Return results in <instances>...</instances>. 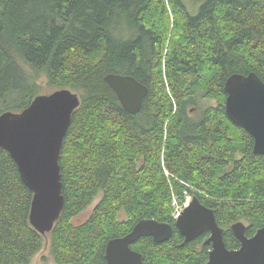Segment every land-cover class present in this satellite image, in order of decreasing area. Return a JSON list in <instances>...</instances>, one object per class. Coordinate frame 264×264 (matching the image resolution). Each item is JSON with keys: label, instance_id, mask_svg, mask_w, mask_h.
Segmentation results:
<instances>
[{"label": "trees", "instance_id": "1", "mask_svg": "<svg viewBox=\"0 0 264 264\" xmlns=\"http://www.w3.org/2000/svg\"><path fill=\"white\" fill-rule=\"evenodd\" d=\"M33 72L82 93L60 161L66 205L50 233L58 264H106L108 242L143 219L174 226L167 242L132 244L144 264H206L209 233L183 245L176 227L173 204L188 197L215 211L229 249L241 245L234 223H247L248 237L264 227V156L228 119L224 89L233 74L264 81V0H208L197 16L182 0H0V115L38 96ZM110 73L149 88L139 114L123 108ZM199 98L216 106L188 119ZM32 200L0 148V264H30L43 249Z\"/></svg>", "mask_w": 264, "mask_h": 264}, {"label": "water", "instance_id": "2", "mask_svg": "<svg viewBox=\"0 0 264 264\" xmlns=\"http://www.w3.org/2000/svg\"><path fill=\"white\" fill-rule=\"evenodd\" d=\"M104 80L128 113L141 112L149 94L146 85L132 75L116 73L106 75ZM224 89L228 119L253 137L254 152L264 156V81L254 72L233 74ZM80 106V96L65 88L36 96L20 112L0 115V148L9 152L23 183L33 193L30 223L43 236L53 231L65 209L61 154ZM176 227L184 237L183 245L209 233L207 243L212 249L206 264H264V227L248 237L245 223H234L231 230L241 245L229 249L215 211L197 196L180 212ZM173 234L171 223L143 219L127 235L108 242L106 264H144L143 254L132 249V244L143 237H152L161 244Z\"/></svg>", "mask_w": 264, "mask_h": 264}, {"label": "rangeland", "instance_id": "3", "mask_svg": "<svg viewBox=\"0 0 264 264\" xmlns=\"http://www.w3.org/2000/svg\"><path fill=\"white\" fill-rule=\"evenodd\" d=\"M207 1L208 0H182L183 4L187 7L188 12L192 16H197L201 10L202 5H204ZM31 75L33 76V78L36 82V89H37L36 95H46V94H50V93L54 92L55 90H58V89H55L51 86V84L49 82V78L45 72H40V73L33 72V73H31ZM18 77H19L18 73H16V75L13 76L14 80H16V78H18ZM72 91L77 93L79 96H82L81 92L75 91V90H72ZM17 98H19V97L16 96L12 101V103L14 105L18 103ZM211 106H216V102L210 101V100H205L202 98L197 99L195 101V103L190 104V106L187 108L188 119L195 120V119L201 118L202 112ZM18 109H20V108L11 107L10 111L16 112ZM101 198H102V194L100 193L96 197V199L93 201V203L89 206V208L86 211H84L83 213H81L80 215H78L73 220V223L76 225H80V224L86 222L89 219V217L91 216V214L94 211V209L96 208V206L98 205V203L100 202ZM189 200L191 202L192 198L188 197V201ZM173 206H174L173 215L175 217L177 215L178 211H180L183 208V206H178L175 203L173 204ZM121 216L123 219H125L126 214L122 213ZM245 224L247 225V223H245ZM30 264H58L55 260L53 252H52V237L50 234L45 236V243H44L43 249L33 258V260L31 261Z\"/></svg>", "mask_w": 264, "mask_h": 264}, {"label": "built area", "instance_id": "4", "mask_svg": "<svg viewBox=\"0 0 264 264\" xmlns=\"http://www.w3.org/2000/svg\"><path fill=\"white\" fill-rule=\"evenodd\" d=\"M189 199H190V198H189ZM189 203H190V200L188 201V198H187V201H186V203L183 205V208H182L181 210H183V209H184ZM181 210L178 211V213H177V215L175 216V218H178V216L180 215Z\"/></svg>", "mask_w": 264, "mask_h": 264}]
</instances>
